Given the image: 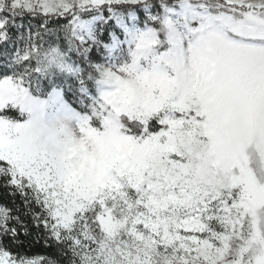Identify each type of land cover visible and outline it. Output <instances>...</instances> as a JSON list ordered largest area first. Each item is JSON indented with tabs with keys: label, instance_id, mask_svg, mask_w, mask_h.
Returning <instances> with one entry per match:
<instances>
[{
	"label": "snow or ice",
	"instance_id": "6c2138e0",
	"mask_svg": "<svg viewBox=\"0 0 264 264\" xmlns=\"http://www.w3.org/2000/svg\"><path fill=\"white\" fill-rule=\"evenodd\" d=\"M124 3L151 26L63 150L38 151L3 115L25 101V76L0 80V264H264V0ZM41 52L33 44L24 64ZM96 138L119 151L93 166Z\"/></svg>",
	"mask_w": 264,
	"mask_h": 264
},
{
	"label": "rangeland",
	"instance_id": "374dc122",
	"mask_svg": "<svg viewBox=\"0 0 264 264\" xmlns=\"http://www.w3.org/2000/svg\"><path fill=\"white\" fill-rule=\"evenodd\" d=\"M64 3L69 5L68 12L75 13L68 27L52 32L54 40L48 45L43 44L44 40L36 39V31L27 30L25 33L19 29L14 53L20 60L19 65L24 66L22 58L33 44L39 42L45 52L59 51L61 62L49 63L48 66L51 71L62 70L65 63L63 87L47 94L40 93L33 90L38 79L30 77L28 85H32L27 89L25 101L10 106L8 110L14 112L15 117H6L13 123L27 125L36 149L48 154L59 152L69 141L80 138L84 117L91 116L93 110L103 103L105 95L115 90L114 82L105 74L131 63L137 37L150 27L149 24L140 26L141 19H148V12L143 8L138 12L109 8L107 13H101L99 8L118 4L116 0L95 5L86 0H64ZM119 4L126 5L124 0ZM5 6L10 7L7 0ZM74 53L84 55L85 66L82 67V63L75 65L69 60ZM93 144L95 150L86 157L89 165L94 166L99 158L119 151L118 146H110L99 138L94 139Z\"/></svg>",
	"mask_w": 264,
	"mask_h": 264
},
{
	"label": "trees",
	"instance_id": "16d2710c",
	"mask_svg": "<svg viewBox=\"0 0 264 264\" xmlns=\"http://www.w3.org/2000/svg\"><path fill=\"white\" fill-rule=\"evenodd\" d=\"M112 10H122V11H136L138 12L142 8H134L133 6L124 5V4H113L107 7V5H103V7L99 8L102 12L107 13L108 9ZM74 12H62L61 14H48L47 16L43 15L41 12L33 11L26 12L22 10H11L10 7L4 6L3 9H0V19H6V34L7 38L5 40L0 41V78L7 76L19 77L21 75L25 76L26 83L29 82V78L33 77L37 78L38 84H35V91L40 93L45 92L50 93L53 89L62 88L61 85L64 80L65 72L64 66L62 70L54 69L49 70V63H42L37 61L35 64H29L21 66L19 65V61L17 60L16 55H14L16 50V41L19 37L18 30H22L25 32L28 30L32 32L36 31L37 37H39V41L44 40V45H48L54 40V36L52 32L61 31L62 28L68 27L70 22L73 20ZM142 18V17H141ZM149 24L148 19H141L140 26L145 27ZM149 26H151L149 24ZM33 31V32H34ZM39 44V42H38ZM69 60L73 64H81L82 67L85 66L86 61L84 60V55L82 54H71L69 56ZM39 69L37 71L36 69ZM93 73V72H92ZM90 72V74H92ZM96 80V78H94ZM32 83L29 84V88ZM6 117H15L14 112L7 110L6 113H3ZM4 193L0 190V204H4L5 201L3 199ZM37 247H40L37 245ZM34 254H41L39 250L35 251Z\"/></svg>",
	"mask_w": 264,
	"mask_h": 264
},
{
	"label": "clouds",
	"instance_id": "9594fccd",
	"mask_svg": "<svg viewBox=\"0 0 264 264\" xmlns=\"http://www.w3.org/2000/svg\"><path fill=\"white\" fill-rule=\"evenodd\" d=\"M51 56H52V53L48 52V53H47V57L50 58ZM40 57H41V62H42V63H46V62H45V52H41V53H40Z\"/></svg>",
	"mask_w": 264,
	"mask_h": 264
}]
</instances>
